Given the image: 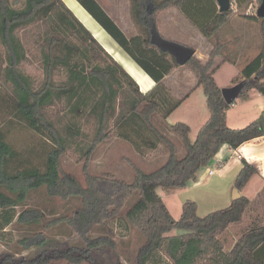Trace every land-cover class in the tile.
Returning <instances> with one entry per match:
<instances>
[{"label":"trees","instance_id":"16d2710c","mask_svg":"<svg viewBox=\"0 0 264 264\" xmlns=\"http://www.w3.org/2000/svg\"><path fill=\"white\" fill-rule=\"evenodd\" d=\"M77 1L156 84L143 93L63 0H23L20 7L12 0H0V42L6 49L4 55L0 54V87L9 91L1 103L52 144L43 168L21 165L19 152L8 140L0 117V230L13 223L37 228L43 225L17 241L20 248L32 252L16 254L4 249L0 251V264H50L57 260L68 264H126L117 253L112 230L95 235L96 229L105 227L122 212L142 238L136 264H150L158 252L173 264H264V224H253L230 249L221 237L230 225L243 222L252 202L248 197L241 195L229 206L205 216L198 214L196 201L186 200L180 218L175 219L158 193L159 187L186 188L222 145L236 150L264 136V116L242 128L228 126L227 110L233 103L225 101L214 76L230 59L226 56L218 61L224 47L220 31L237 11L231 8L219 12L216 8L201 24L194 17V2L202 0H131L139 34L128 37L97 0ZM236 1L240 8L248 7L252 0ZM170 6L178 7L214 44L206 61L193 55L185 64L194 72L197 87L203 88L210 112L194 141L187 123L167 122L188 97L176 98L164 82L180 65L160 45L167 40L158 30L157 18ZM253 18L264 20L256 15ZM21 31H32L41 48L45 79L38 85L21 68L28 59ZM242 81L245 85L240 100H248L252 89L264 95V48L233 83ZM81 119H95L91 137L83 131ZM113 130L142 156L162 149L167 154L165 162L152 171L131 162L133 181L111 172L91 174L89 163L98 148L113 137ZM74 146L81 148L85 158V184L63 169L62 157ZM242 164L237 178L240 191L259 173L258 167L246 159ZM43 188L49 196L79 199L81 204L71 214L46 221L42 209L28 207L27 203L32 191ZM133 195L135 203L124 211ZM18 207L23 209L18 211ZM61 224L70 227L75 242L48 236L47 229ZM173 230L181 233L169 234Z\"/></svg>","mask_w":264,"mask_h":264},{"label":"rangeland","instance_id":"374dc122","mask_svg":"<svg viewBox=\"0 0 264 264\" xmlns=\"http://www.w3.org/2000/svg\"><path fill=\"white\" fill-rule=\"evenodd\" d=\"M12 1L16 7H20L23 3V0ZM258 7L255 10V14H257ZM81 8L85 10L83 7ZM87 15L92 22L96 23L89 13H87ZM80 16L85 23L91 26L88 19L84 18L82 13ZM99 25L98 28L101 30L103 27ZM127 35L129 36L130 34L127 33ZM20 37L26 45L28 53V59L21 65V68L25 73L31 76L35 84L38 85L45 79L41 48L36 44L32 31H21ZM5 52L6 49L0 42V54L4 55ZM234 72V68L229 64L222 65L214 75L218 85L221 86V88L226 87ZM57 78H59V76H57ZM194 80H196L195 76ZM8 96L9 91L5 87H0V103L2 99L6 100ZM0 117L8 140L19 152V163L23 166L43 168L46 154L52 148V144L46 136L36 132L24 121L11 115L6 107V103L3 102L0 104ZM81 123L83 124V131L87 134L86 136L91 137L96 127L95 119H81ZM180 150L183 152L182 147H180ZM166 158L167 154L163 152L162 149L157 152L151 151L144 156L140 155L133 149L129 141L120 138L113 130V137L98 148L93 159L90 161L89 171L93 175L111 172L119 178L133 181L135 178V170L131 162H134L144 171H152L162 165ZM61 161L65 172L74 174L80 182L85 184V158L83 157V152L80 147H72L65 153ZM208 166L214 169L215 174L205 177L204 181H202L199 186L194 187V185L190 183L184 189L173 187L158 188V193L165 201L175 219L180 218L183 210L182 206L186 200L197 202L198 214L200 216H205L231 203L233 191L237 184L236 179L238 172L227 171L222 173L220 168L213 167L211 163H209ZM134 197L135 195L127 201L124 211L131 208L135 203L133 201ZM27 203L28 207H38L42 209L47 216L46 221L52 220L57 216L71 214L81 204L79 199L66 200L49 196L44 188L32 191ZM22 209L23 207H18L17 210L20 211ZM253 224H264V191L259 193L258 197L254 199L249 206L243 222L233 225L230 230H226L221 235L225 242L226 249H230L243 232L249 229ZM42 228L43 225L37 228V226L28 227L17 223L7 226L5 229L0 230V251L9 249L16 254H29L33 249L24 250L18 246L17 241ZM107 230L113 231L117 241V253L120 255L123 262L126 264H136L137 250L142 242V238L127 220L125 212H122L117 218L111 220L105 227L96 229L95 235L105 234ZM46 231L48 236L66 243L75 242L76 240L75 236L71 234L70 227L66 224L52 227ZM179 233H181V231L173 230L169 234ZM50 264L68 263L65 260H57ZM150 264H173V262L164 253L158 252L154 255Z\"/></svg>","mask_w":264,"mask_h":264},{"label":"crops","instance_id":"0c3cea01","mask_svg":"<svg viewBox=\"0 0 264 264\" xmlns=\"http://www.w3.org/2000/svg\"><path fill=\"white\" fill-rule=\"evenodd\" d=\"M63 1L106 50L130 73L143 93L150 91L155 86V81L104 28H101V30L98 28L99 23L77 0ZM97 1L121 29L125 33L130 34L128 36L126 33L128 37L139 34V28L132 17L131 0ZM259 5L258 0H252L248 7L242 6L239 8L237 1L232 0L231 8L235 9L237 13L230 18L220 31V38L224 43V47L223 56L218 58V61H220L228 56L230 59L222 65L229 64L235 70L226 87L235 84L233 83L234 78L240 74L242 68L264 48V20L253 18ZM81 7L85 10H82ZM216 8L220 12L217 0L215 2H209L208 0L194 2V17L201 24L205 23L213 15ZM81 13L84 18L88 19L91 26L85 23L80 16ZM87 13L96 23L92 22ZM157 26L165 40L194 49L195 55L203 61L208 59L214 46L213 42L208 40L197 25L193 24L178 7L170 6L162 11L157 18ZM231 59L232 61H230ZM194 76L195 74L192 70L180 64L164 79L165 84L170 87L173 96L176 98H182L188 94L187 99L167 118V122L169 124L177 122L187 123L191 128L190 138L192 141L196 139L200 128L210 116L207 97L203 88L197 87V78L195 76L196 80H194ZM260 116H264V95L256 89H252L248 100L243 101L238 98L227 110V124L232 128H242ZM242 159L255 164L259 170V173L254 174L243 190L240 191L241 195L248 197L253 202L259 193L264 191V136L251 139L236 150L232 149L228 144H224L210 163L213 167L220 168L222 173L227 171L238 172V178L243 166ZM210 170L214 169L208 165L202 168L199 170L196 179L190 183L194 187L199 186L205 177L215 174V171L210 174ZM231 203H228L226 207ZM231 227L233 225H230L227 230H230Z\"/></svg>","mask_w":264,"mask_h":264},{"label":"water","instance_id":"95a60500","mask_svg":"<svg viewBox=\"0 0 264 264\" xmlns=\"http://www.w3.org/2000/svg\"><path fill=\"white\" fill-rule=\"evenodd\" d=\"M217 2L220 6V12H225L231 9L232 0H217ZM256 15L260 18H264V0H262L260 3ZM160 45L164 50H167L172 55H174L181 65H185L192 58V56L195 55L194 49L175 42L163 41ZM244 85L245 83L242 81L234 84L233 86L222 88V94L225 101L229 104L234 103L239 98ZM239 187L240 184L237 183L233 191V200L239 199L241 197Z\"/></svg>","mask_w":264,"mask_h":264},{"label":"built area","instance_id":"2783aa9c","mask_svg":"<svg viewBox=\"0 0 264 264\" xmlns=\"http://www.w3.org/2000/svg\"><path fill=\"white\" fill-rule=\"evenodd\" d=\"M209 173H210V174H213V173H214V170H210Z\"/></svg>","mask_w":264,"mask_h":264}]
</instances>
